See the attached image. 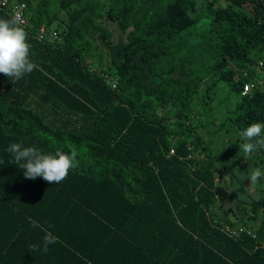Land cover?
<instances>
[{"label": "trees", "instance_id": "obj_1", "mask_svg": "<svg viewBox=\"0 0 264 264\" xmlns=\"http://www.w3.org/2000/svg\"><path fill=\"white\" fill-rule=\"evenodd\" d=\"M14 1L36 67L19 81L0 73V264H264V194L225 206L200 132L264 122V0L250 13L255 0H58L74 10L52 39L49 1ZM0 18L13 20L7 7ZM111 27L115 88L82 51L111 44ZM20 141L78 163L59 184L25 179L5 151ZM255 154L264 166V148ZM48 233L57 243L32 251Z\"/></svg>", "mask_w": 264, "mask_h": 264}, {"label": "clouds", "instance_id": "obj_2", "mask_svg": "<svg viewBox=\"0 0 264 264\" xmlns=\"http://www.w3.org/2000/svg\"><path fill=\"white\" fill-rule=\"evenodd\" d=\"M30 49L24 28L18 26L15 20L0 18V73L15 81L32 73L36 66L30 58ZM239 134L245 141L239 145L245 157H251L264 148V122L252 123ZM5 151L13 165L18 166L23 177L29 180L40 177L49 183L59 184L78 163L75 152L44 153L35 146L25 145L23 141L10 143ZM3 164L4 159L0 158V165ZM247 179L251 184L264 180V166L253 169ZM33 227L38 225L33 223ZM57 239L48 233L43 237L42 245L31 246L32 251L47 253L48 246L57 243Z\"/></svg>", "mask_w": 264, "mask_h": 264}, {"label": "rangeland", "instance_id": "obj_3", "mask_svg": "<svg viewBox=\"0 0 264 264\" xmlns=\"http://www.w3.org/2000/svg\"><path fill=\"white\" fill-rule=\"evenodd\" d=\"M49 1V11L56 16L55 21L53 22L52 26L49 28L48 38L52 39L55 34V27H58L59 31L65 30L67 27L68 19L74 10V7L70 9H61L58 5V0H48ZM261 0H255L252 4H247L244 6L245 11L248 13L256 10L259 8V4ZM63 20L64 22H61ZM112 35L110 37V40L112 41L111 44H107L104 42L101 38L98 39L99 46L102 47V51L95 52L93 46H86V44L83 45V54L85 56V61L87 66L90 69H94L97 71H105L107 70V74L111 76V78L114 79V68L111 64V58L113 56V45H115L116 42L120 41V38H122V35L119 33V30L111 27ZM125 41V34H124V40ZM122 41V42H123ZM261 86V89L264 87V75H260L257 77ZM200 94H203V90H200ZM224 95L221 94V97L223 99ZM216 99L213 101L210 106L215 109L217 106L223 107L222 110L217 111L214 114V128L218 126L221 122V117L225 115L226 108L223 106L224 101L222 99ZM207 100V99H206ZM219 100V101H218ZM222 101V105L219 104ZM219 104V105H218ZM203 111V107L201 105L197 106L195 108V117L194 119L198 121V123L203 122L205 123L207 121V115L205 114L204 117L200 116ZM207 127L202 128L201 127V134H203L205 140L209 141V146L219 161H220V169L217 176V181H221L225 186L228 187L230 191V198L226 202L225 206L235 208V204L238 203V201L243 200H250L253 198H257L258 196H262L264 194V187H258L260 184H251L250 180L247 179V175H250L252 170L258 167H261V163L256 160V154L253 153L251 157H244V153L242 150L239 149V145L243 142V138L240 136L238 132L232 131L231 133L226 132H220L214 134L213 137H210L207 133ZM232 144H234L232 146ZM255 159V160H254ZM247 173V175H245ZM243 177V179H241ZM248 186L246 189H242L244 184H247ZM264 181V180H262ZM264 186V185H260ZM258 187V188H257ZM260 188V189H259ZM249 208V207H247ZM249 211V209H248ZM250 214H248L249 216ZM246 217L245 221H248V224L251 223V220L249 217Z\"/></svg>", "mask_w": 264, "mask_h": 264}, {"label": "built area", "instance_id": "obj_4", "mask_svg": "<svg viewBox=\"0 0 264 264\" xmlns=\"http://www.w3.org/2000/svg\"><path fill=\"white\" fill-rule=\"evenodd\" d=\"M9 9V15L13 20L16 21V23L21 26L26 28L29 24L27 22V17L25 14L26 10V4L24 2H15L14 0H0V9L4 8ZM45 37V32L44 29L41 28L38 35L37 39L39 41H43ZM264 63V55H263V60L259 62V65H263ZM244 76H246V73H244ZM107 83L111 86V88H115L116 86V81L111 78V77H106ZM254 88V84L250 81L246 82L243 86V91L242 95L250 92ZM170 154H173V150H170Z\"/></svg>", "mask_w": 264, "mask_h": 264}, {"label": "water", "instance_id": "obj_5", "mask_svg": "<svg viewBox=\"0 0 264 264\" xmlns=\"http://www.w3.org/2000/svg\"><path fill=\"white\" fill-rule=\"evenodd\" d=\"M247 182V184H244V187H247L248 186V181H246Z\"/></svg>", "mask_w": 264, "mask_h": 264}]
</instances>
